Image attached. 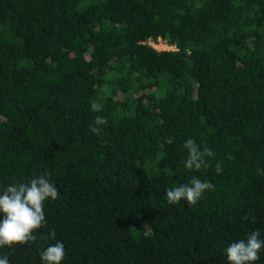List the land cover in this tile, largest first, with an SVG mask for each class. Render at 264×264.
Returning a JSON list of instances; mask_svg holds the SVG:
<instances>
[{"label":"trees","instance_id":"obj_1","mask_svg":"<svg viewBox=\"0 0 264 264\" xmlns=\"http://www.w3.org/2000/svg\"><path fill=\"white\" fill-rule=\"evenodd\" d=\"M42 175L59 198L9 264L58 241L62 264H228L264 239V0H0V194ZM194 177L214 190L169 204Z\"/></svg>","mask_w":264,"mask_h":264},{"label":"clouds","instance_id":"obj_2","mask_svg":"<svg viewBox=\"0 0 264 264\" xmlns=\"http://www.w3.org/2000/svg\"><path fill=\"white\" fill-rule=\"evenodd\" d=\"M108 123L104 117H96L95 124L106 126ZM91 131L100 135L102 128L93 127ZM183 147L187 150L185 167L189 171H199L207 167L206 158L213 157L214 152L207 146L201 151L196 142L189 138ZM222 164L217 163L216 172L221 173ZM215 186L208 181L194 177L190 185H181L166 189V198L169 204H178L187 201L189 205H196L202 199L206 191H213ZM56 186L48 181L46 176L31 179L28 183H17L8 186L0 194V213L3 219L0 221V248L27 245L37 240L35 234L46 226L45 203L59 198ZM246 215L242 219L247 220ZM49 235L54 239L55 232L50 230ZM264 251V239L260 238L259 230L251 231L245 239L231 242L225 249L228 264H255L260 259V253ZM66 252L62 242H56L48 246L41 254L43 264H62ZM0 264H9L7 255L0 256Z\"/></svg>","mask_w":264,"mask_h":264},{"label":"rangeland","instance_id":"obj_3","mask_svg":"<svg viewBox=\"0 0 264 264\" xmlns=\"http://www.w3.org/2000/svg\"><path fill=\"white\" fill-rule=\"evenodd\" d=\"M156 48H157V49H169L170 46L167 45V44H165V43H163V42H161V43H157V44H156Z\"/></svg>","mask_w":264,"mask_h":264},{"label":"built area","instance_id":"obj_4","mask_svg":"<svg viewBox=\"0 0 264 264\" xmlns=\"http://www.w3.org/2000/svg\"><path fill=\"white\" fill-rule=\"evenodd\" d=\"M161 42H163V43H165L164 41H162L161 39H159L158 41H154V40H152V39H149L148 40V43H150L152 46H154L155 48H156V44L157 43H161ZM166 44V43H165ZM171 48V47H170Z\"/></svg>","mask_w":264,"mask_h":264}]
</instances>
